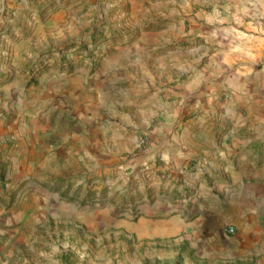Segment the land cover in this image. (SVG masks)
<instances>
[{
    "label": "rangeland",
    "instance_id": "rangeland-1",
    "mask_svg": "<svg viewBox=\"0 0 264 264\" xmlns=\"http://www.w3.org/2000/svg\"><path fill=\"white\" fill-rule=\"evenodd\" d=\"M262 16L264 0H0V264H263L264 224L261 237L226 217L213 234L134 231L155 196L139 160L168 117L180 64L214 72L223 56L243 68ZM112 57L126 60V76L120 104L101 109L96 79L73 80ZM199 160L187 180L157 174L170 182L165 196L196 198Z\"/></svg>",
    "mask_w": 264,
    "mask_h": 264
},
{
    "label": "crops",
    "instance_id": "crops-1",
    "mask_svg": "<svg viewBox=\"0 0 264 264\" xmlns=\"http://www.w3.org/2000/svg\"><path fill=\"white\" fill-rule=\"evenodd\" d=\"M253 43L255 54L248 52L254 57L243 68H235L223 56L222 68L214 72L199 70L190 63L186 65L185 60L180 64L178 72L183 80L173 92L175 99L166 101L171 108L166 109L168 117L150 132V144L139 160V164H148L146 171L150 180L154 179L148 187L155 194L143 205L144 214L135 222L134 231L140 236L152 239L191 236L202 234L210 226L213 234L222 217L234 222L243 237L250 233L262 236L264 218L259 217L256 206L257 201L264 204V69L256 67L264 58V37H258L257 44ZM112 58L93 77L88 73L73 80L75 87L88 88L96 79L94 84L102 92L101 109H106L109 100L111 107L119 103L118 84L126 76V60ZM223 108L226 113L223 117H213L219 109L224 111ZM240 108L248 110L245 117H238L242 115ZM200 110L212 116H196ZM196 157L203 166L196 177L200 183L196 198L178 197L182 193L177 198L165 196L164 190L169 189L170 182H163L162 177L158 181L157 174H173L177 180H187L188 166ZM201 175L207 176L204 181ZM194 212L198 215L192 220Z\"/></svg>",
    "mask_w": 264,
    "mask_h": 264
},
{
    "label": "built area",
    "instance_id": "built-area-1",
    "mask_svg": "<svg viewBox=\"0 0 264 264\" xmlns=\"http://www.w3.org/2000/svg\"><path fill=\"white\" fill-rule=\"evenodd\" d=\"M228 232H229L230 234H233V233L235 232V228H234V227H230V228H228Z\"/></svg>",
    "mask_w": 264,
    "mask_h": 264
}]
</instances>
